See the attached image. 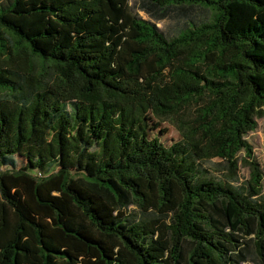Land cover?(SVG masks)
I'll return each instance as SVG.
<instances>
[{
    "label": "trees",
    "instance_id": "obj_1",
    "mask_svg": "<svg viewBox=\"0 0 264 264\" xmlns=\"http://www.w3.org/2000/svg\"><path fill=\"white\" fill-rule=\"evenodd\" d=\"M259 117L264 0H0V264H264Z\"/></svg>",
    "mask_w": 264,
    "mask_h": 264
},
{
    "label": "rangeland",
    "instance_id": "obj_2",
    "mask_svg": "<svg viewBox=\"0 0 264 264\" xmlns=\"http://www.w3.org/2000/svg\"><path fill=\"white\" fill-rule=\"evenodd\" d=\"M136 0H130V4L135 5ZM136 12L139 13L141 17L146 20L154 21L149 15L143 11L136 9ZM158 27L171 34L175 28V21L172 19H166L158 23ZM258 127L255 131L251 132L247 136L248 142L253 148V158L260 165L261 170L264 172V117H259L257 119ZM149 132L151 137H157L165 145L170 146L172 143L179 141L182 136L179 130L167 120H159L154 116L150 115L149 120ZM239 163H238V183H244L250 177V169L248 163L245 161V154L241 152L239 154ZM17 166L23 167L26 164V160L20 156H16ZM213 162H217L214 160ZM213 162L205 164V167L211 171V173L220 178H224L226 170L222 166H217ZM264 185V180H263ZM134 210V209H133ZM136 217L139 213L137 210L132 211Z\"/></svg>",
    "mask_w": 264,
    "mask_h": 264
}]
</instances>
